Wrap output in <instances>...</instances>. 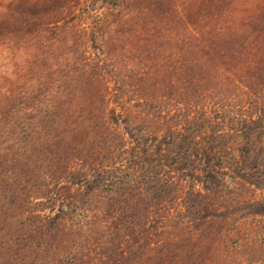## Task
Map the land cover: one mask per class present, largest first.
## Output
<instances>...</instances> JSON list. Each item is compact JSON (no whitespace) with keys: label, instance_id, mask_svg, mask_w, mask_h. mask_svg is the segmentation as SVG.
Here are the masks:
<instances>
[{"label":"rangeland","instance_id":"obj_1","mask_svg":"<svg viewBox=\"0 0 264 264\" xmlns=\"http://www.w3.org/2000/svg\"><path fill=\"white\" fill-rule=\"evenodd\" d=\"M214 5L0 25V264H264V0Z\"/></svg>","mask_w":264,"mask_h":264},{"label":"trees","instance_id":"obj_2","mask_svg":"<svg viewBox=\"0 0 264 264\" xmlns=\"http://www.w3.org/2000/svg\"><path fill=\"white\" fill-rule=\"evenodd\" d=\"M145 1L151 2V5L155 7L165 5V11H175L178 15L177 22L168 23V30L178 32L183 42L191 47L201 46L202 49H208V43L204 41L203 34L211 31V24L216 15L214 5L216 0H101V2L111 3L112 6L127 3L135 5L136 8H142ZM68 4L69 0H0V25L10 21L9 23L13 26L11 34L18 31L19 27L21 34H32V28L64 13ZM221 12L222 10L219 13ZM166 15L171 16L167 12ZM66 32L65 30L64 33ZM8 41L11 42V37ZM6 44L10 50L22 51L25 57H32L31 53L26 51L34 47L32 44L22 46V43L15 41L10 45L0 40V49H4Z\"/></svg>","mask_w":264,"mask_h":264}]
</instances>
